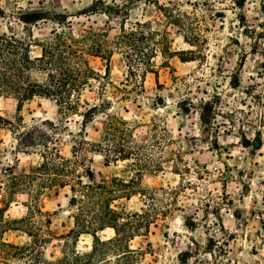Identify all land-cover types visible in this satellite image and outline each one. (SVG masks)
<instances>
[{"label": "rangeland", "instance_id": "374dc122", "mask_svg": "<svg viewBox=\"0 0 264 264\" xmlns=\"http://www.w3.org/2000/svg\"><path fill=\"white\" fill-rule=\"evenodd\" d=\"M93 2L0 0V35L31 36L33 57L53 30L95 34L113 50L110 74L83 92L86 106L78 112L104 103L86 127L81 114L59 112L48 99L35 97L19 111L17 98H0V113L12 122L0 131V264H29L12 244L32 242L20 220L34 202L55 237L45 246V264L63 256L62 236L77 214L95 221L94 211L108 203L138 228L129 258L115 259L119 242L97 244L112 264H264V0H98L96 13L82 14ZM39 11L51 19L23 21ZM138 22L148 23L149 34L128 59L120 40ZM90 61L105 75L107 60ZM112 121L119 131L109 146L132 153L107 163L97 150ZM33 129L36 136L21 140ZM47 149L75 162L74 182L79 175L106 187L82 214L70 186L46 189L36 201L22 192L9 199L2 171L25 174ZM94 246L84 233L69 247L87 253Z\"/></svg>", "mask_w": 264, "mask_h": 264}, {"label": "trees", "instance_id": "16d2710c", "mask_svg": "<svg viewBox=\"0 0 264 264\" xmlns=\"http://www.w3.org/2000/svg\"><path fill=\"white\" fill-rule=\"evenodd\" d=\"M97 1L94 0L90 7L91 10H85L82 14L96 13ZM48 15L39 11L32 16H25L23 21L26 24H32L43 19H51ZM136 25L137 28L135 29L126 30L124 28V35L120 40L129 49L127 52L128 59L132 56V50L140 51L144 48V40H147L146 38L149 34V32L145 31L146 28L149 29L148 23L138 22ZM52 33L53 36L51 38L42 44H38L42 49L41 55L38 57L32 56L33 40L31 36L0 35V98L2 96H14L17 98L19 111L26 101L35 97L49 99L57 105L59 112L81 114L83 116V127H86L96 117L95 112L102 108L104 103H94L89 108H86L84 112H78L82 105L86 106L82 99L83 92L87 88L92 87V81L104 80L110 74L109 63L113 50L104 48V45L107 44L106 38L100 45L99 41L95 39V34L86 33L76 36L71 30L61 32L53 30ZM102 36L105 35L102 34ZM90 57H100L107 60L108 65L105 75L95 70L91 64ZM149 68H145V71ZM130 71L134 72L132 67ZM34 73L42 74L44 79L42 81L34 79ZM122 123L124 124L125 122L122 121ZM10 125H12L11 120L0 113V131ZM106 131L107 134L103 141L107 143L98 144L99 149L97 152L104 156L107 163L118 159H128L132 153L131 151L127 152L124 148H119L115 145L113 147L109 146V143L116 144V136L119 131L118 124L112 121L107 125ZM34 132L35 129L26 132L21 140L36 136ZM48 149L42 154V161L31 167L25 174H16L13 169L2 171L1 175L7 177L4 189L9 199H13V196L18 194V192H22L28 193L34 198L32 201H36L37 198L44 194L46 189H53L56 186L60 188L70 186L73 194L71 201L75 205L81 204L82 212L80 214H82L84 204L93 196L95 197L99 193V189L106 190V187L83 183L79 175H76L78 183L74 182V176L77 173L75 162L62 156L59 152H51ZM85 172L89 178H93L91 169L86 168ZM79 186L80 189L78 190ZM78 191H80L79 194L77 193ZM94 212L96 220L87 221L95 223L94 228L86 226L87 222L82 219V215L77 214L75 216V225L65 236H62L64 239L63 256L58 260L57 264H112L109 257H103L105 254L102 249H97V244L104 246L114 242L123 244L122 248L119 249L120 253L115 258L117 261L133 255L134 250L127 244L138 235L136 233L138 228L131 224L129 216L125 217L122 213L113 209L111 203L106 204L105 207L100 206ZM33 214L40 215V220L33 221ZM28 215L30 216L21 219L20 222L22 223L21 227L26 229V233L32 239V242L20 247L12 244V247L19 249L21 255L27 256L26 260L29 261V264H32V262L45 264L47 262L45 246L50 244L55 238L51 229L52 221L50 218H43L46 216L35 202L33 206H28ZM106 228L115 230L116 235L114 238L101 239L98 231ZM84 233L92 234L95 238L93 250L87 253H82L76 249L70 251L71 238L75 237V242H77L78 238Z\"/></svg>", "mask_w": 264, "mask_h": 264}, {"label": "crops", "instance_id": "0c3cea01", "mask_svg": "<svg viewBox=\"0 0 264 264\" xmlns=\"http://www.w3.org/2000/svg\"><path fill=\"white\" fill-rule=\"evenodd\" d=\"M49 100V99H48ZM51 101V100H50ZM53 102V101H52Z\"/></svg>", "mask_w": 264, "mask_h": 264}, {"label": "bare ground", "instance_id": "6f19581e", "mask_svg": "<svg viewBox=\"0 0 264 264\" xmlns=\"http://www.w3.org/2000/svg\"><path fill=\"white\" fill-rule=\"evenodd\" d=\"M46 99V98H45Z\"/></svg>", "mask_w": 264, "mask_h": 264}]
</instances>
